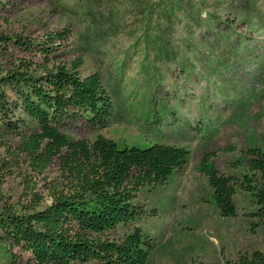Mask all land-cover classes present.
Wrapping results in <instances>:
<instances>
[{"label":"rangeland","instance_id":"374dc122","mask_svg":"<svg viewBox=\"0 0 264 264\" xmlns=\"http://www.w3.org/2000/svg\"><path fill=\"white\" fill-rule=\"evenodd\" d=\"M2 1L0 34L41 41L67 31L66 40L54 42L58 60L82 59L81 75L99 72L113 98L106 128L79 117L66 121L65 133L190 151L172 183L136 198L143 216L135 226L154 243L148 264H236L241 254L264 252V219L252 215L251 195L237 188V215L223 218L198 171L210 155L219 171L241 175V153L264 148V0ZM20 59L42 62L11 46L0 63L10 69ZM18 145L0 114V180L14 202L25 200L28 184L45 194L43 178L29 170ZM47 175L56 177L57 167ZM133 227H120L115 237Z\"/></svg>","mask_w":264,"mask_h":264},{"label":"trees","instance_id":"16d2710c","mask_svg":"<svg viewBox=\"0 0 264 264\" xmlns=\"http://www.w3.org/2000/svg\"><path fill=\"white\" fill-rule=\"evenodd\" d=\"M67 35L60 31L38 41L0 34V59L13 46L42 60L20 59L10 69L0 63V114L18 136L29 170L43 178L45 192L28 184L25 200L14 202L0 180V264H148L154 243L135 226L143 216L136 198L145 189L172 183L190 151L158 142L121 146L101 135L90 142L65 133L66 121L80 117L106 128L114 115L113 98L99 72L82 76V59L58 60L54 42ZM239 163L242 174L228 175L205 155L198 171L212 188L220 216L237 215L235 196L241 188L254 200L252 215L264 219V148L244 150ZM52 166L56 177L47 175ZM129 226H134L131 231L115 237L120 227ZM236 264H264V252L241 254Z\"/></svg>","mask_w":264,"mask_h":264}]
</instances>
